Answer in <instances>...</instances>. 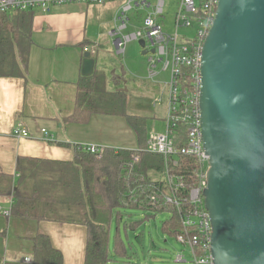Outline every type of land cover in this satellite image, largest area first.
Returning a JSON list of instances; mask_svg holds the SVG:
<instances>
[{
	"label": "trees",
	"instance_id": "16d2710c",
	"mask_svg": "<svg viewBox=\"0 0 264 264\" xmlns=\"http://www.w3.org/2000/svg\"><path fill=\"white\" fill-rule=\"evenodd\" d=\"M35 13L0 12V78L25 79L33 46L32 30ZM94 60H97L92 55ZM116 84L121 78L113 77ZM128 93L109 90L107 74L96 67L89 77L82 76L77 89L75 109L66 122L87 125L95 115L128 117L138 141V150L105 148L91 154L79 149L71 162H51L21 158L17 163L18 179L0 172V196L12 198L11 215L35 222L82 225L87 229L85 264H111L113 256L128 258V247L117 232L111 236L114 221L123 222V209L146 212L144 219L170 213L162 223V231L169 237L184 236L180 215L172 206L152 205L148 188L153 176L164 171V159L145 152L147 148L146 120L127 116ZM188 131L180 125L174 145L181 150L187 146ZM139 162L130 169L133 156ZM199 163L195 157L179 155L177 165L170 166V174L182 178L180 191L184 212L190 209L187 199L199 184ZM163 186V184H162ZM167 190L161 187V191ZM143 219V221H144ZM142 222V221H141ZM141 222L130 225L136 231ZM125 233L128 226L125 223ZM32 264H64L63 254L56 249L48 235L38 234L33 240ZM113 249V250H112Z\"/></svg>",
	"mask_w": 264,
	"mask_h": 264
},
{
	"label": "water",
	"instance_id": "95a60500",
	"mask_svg": "<svg viewBox=\"0 0 264 264\" xmlns=\"http://www.w3.org/2000/svg\"><path fill=\"white\" fill-rule=\"evenodd\" d=\"M96 62L85 53L84 77ZM201 73L214 264H264V0H219Z\"/></svg>",
	"mask_w": 264,
	"mask_h": 264
},
{
	"label": "crops",
	"instance_id": "0c3cea01",
	"mask_svg": "<svg viewBox=\"0 0 264 264\" xmlns=\"http://www.w3.org/2000/svg\"><path fill=\"white\" fill-rule=\"evenodd\" d=\"M116 3L66 5L50 14L34 12L26 78H0V172L17 180L21 158L71 162L79 146L115 149L106 147L110 143L97 126L90 130L92 124H71L65 119L75 109L85 49L93 48L90 53L98 59L102 40L114 28ZM98 65L97 60L101 70ZM18 127L27 130L29 137H16ZM43 130L53 142L45 141ZM118 148L137 150L136 134L124 139ZM11 209L12 198L0 196V210L10 212V216L0 213V264H24L25 258L32 259V240L38 234L51 238L63 254L64 264H85L86 227L18 219L11 215Z\"/></svg>",
	"mask_w": 264,
	"mask_h": 264
},
{
	"label": "built area",
	"instance_id": "2783aa9c",
	"mask_svg": "<svg viewBox=\"0 0 264 264\" xmlns=\"http://www.w3.org/2000/svg\"><path fill=\"white\" fill-rule=\"evenodd\" d=\"M116 2L122 5L114 17V28L109 32V37L117 53L123 55L131 42L144 41L143 50L149 55L150 78H155L162 72L170 74L166 84L168 99L165 130L148 140L145 149L146 153L162 157L165 165L164 171L155 174L151 184L147 185L154 191L148 200L152 205L172 206L180 215L186 233L176 240L188 248L190 264H214L211 253L212 225L204 198L209 158L204 150L202 136L200 94L203 47L214 24L219 0H178L174 33L168 32L164 25V0H0V12L11 14L33 11L50 14L54 8L66 5L104 6ZM134 10L140 13V27L126 33L132 22L129 14ZM184 31L186 34L183 35ZM90 51L93 49H85V52ZM180 125L186 126L188 131L187 146L181 150L174 145L175 133ZM42 133L46 142H53L46 130ZM14 135L18 138L29 137L28 131L21 127L15 129ZM79 149L99 154L105 147L83 145ZM115 150L118 152L127 149ZM180 154L195 157L200 166L197 173L199 184L190 191L186 199L191 204L187 212L183 211L182 197H179L184 188L182 178L169 173L170 166L177 165ZM139 161V157L134 155L133 161L129 163L130 169ZM161 187L167 190L162 192ZM0 213L10 216V212L0 210ZM176 259L180 263L188 262L184 252ZM24 264H32V259L25 258Z\"/></svg>",
	"mask_w": 264,
	"mask_h": 264
},
{
	"label": "rangeland",
	"instance_id": "374dc122",
	"mask_svg": "<svg viewBox=\"0 0 264 264\" xmlns=\"http://www.w3.org/2000/svg\"><path fill=\"white\" fill-rule=\"evenodd\" d=\"M164 1L166 2L164 25L168 32L174 33L178 0ZM113 5L114 8H112L115 12L112 11V15L114 17L119 3ZM110 13L108 11L107 16ZM139 16L140 13L135 10L130 12L129 17L132 22L126 33H131L140 27ZM184 34L186 31L183 32ZM187 34L192 35L191 33ZM108 36H105L101 42L102 46L98 49L99 57L96 58L99 61L98 67L107 74L109 90L118 88V90H124L128 93L127 116L144 118L146 120L147 140H151L155 135L165 130L168 99L166 84L170 74L169 72H162L155 78H150L149 55L142 54L143 49L139 42L129 43L125 53L119 55L113 41ZM123 74H125L124 77H122ZM113 77H122V80L116 84ZM88 124H92L90 130L92 126H97V130L110 143L106 147H115V149H121L118 148V145H121L124 139H129L135 134L128 117L95 115ZM122 214L123 222L120 223V228L117 221L112 224V244L113 236L119 232L121 239L128 247L129 257L113 256L111 264H190L188 248L179 243L176 238L169 237L162 231V223L172 217L170 213L159 214L156 218L148 220L144 219L146 212L140 210L123 209ZM137 222H141L140 227L136 231H132L129 226ZM125 223L128 226L127 236ZM182 252L185 253L187 263L177 262L176 258Z\"/></svg>",
	"mask_w": 264,
	"mask_h": 264
}]
</instances>
